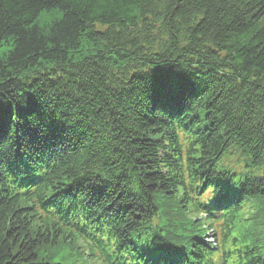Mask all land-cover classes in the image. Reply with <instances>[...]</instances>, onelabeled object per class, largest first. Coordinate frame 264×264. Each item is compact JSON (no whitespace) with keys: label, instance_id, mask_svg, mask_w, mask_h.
<instances>
[{"label":"trees","instance_id":"16d2710c","mask_svg":"<svg viewBox=\"0 0 264 264\" xmlns=\"http://www.w3.org/2000/svg\"><path fill=\"white\" fill-rule=\"evenodd\" d=\"M214 210L264 264V0H0V264L85 221L172 247Z\"/></svg>","mask_w":264,"mask_h":264},{"label":"rangeland","instance_id":"374dc122","mask_svg":"<svg viewBox=\"0 0 264 264\" xmlns=\"http://www.w3.org/2000/svg\"><path fill=\"white\" fill-rule=\"evenodd\" d=\"M264 250V249H263Z\"/></svg>","mask_w":264,"mask_h":264}]
</instances>
